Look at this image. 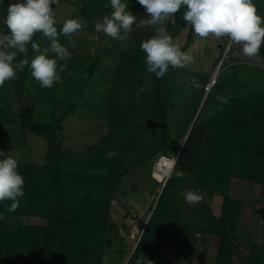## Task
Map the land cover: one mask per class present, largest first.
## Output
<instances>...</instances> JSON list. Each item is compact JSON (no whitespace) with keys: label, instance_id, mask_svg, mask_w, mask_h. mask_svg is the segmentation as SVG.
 <instances>
[{"label":"rangeland","instance_id":"rangeland-1","mask_svg":"<svg viewBox=\"0 0 264 264\" xmlns=\"http://www.w3.org/2000/svg\"><path fill=\"white\" fill-rule=\"evenodd\" d=\"M16 2L9 0V4ZM122 2L128 3L129 8L132 6L129 0ZM253 3L264 18V5L259 0H253ZM52 8L58 32L70 18L80 19L83 27L69 37H58L71 59L60 60L57 73L61 80L52 88H42L32 77L29 58L22 83L18 77L0 87V128L4 147L18 163H44L46 142L22 129L16 115L25 100L34 106V119L38 122L48 123L52 117L57 119L68 112L62 134L63 148L69 154L83 156L87 147L94 144L106 147L109 143L107 157L111 153L127 171L118 181L112 208L120 242L124 245V257L119 264H124L130 249L141 237L153 210L152 202L161 190L151 177L157 156H152V152L162 140L160 131L152 126L156 121L152 110L155 87L158 86L159 96L168 107L169 141L176 142V152L179 153L195 119L198 116L208 118L223 108L224 104L216 100L218 95L230 98L248 90L264 93V43L259 54L244 57L242 46L233 44L229 47L226 37L200 38L193 31L188 42L187 28H181L177 20L175 24L165 22L173 42L190 54L194 62L185 68L170 66L164 77L157 78L147 71L146 53L140 47L142 41L155 34L153 26L139 24L140 20L149 18L143 6L139 4L132 11L137 21L123 42L94 30L95 24L113 11L110 0H58ZM0 32H4L1 19ZM38 38L43 52L48 49L50 41L42 33ZM30 55L27 53V57ZM95 61L97 66L91 69ZM216 69L219 70L216 85L204 96L203 88ZM192 78L199 81L200 87H187ZM19 90L27 97L22 101ZM7 118L13 123H8ZM187 191L189 189L185 193ZM229 195L247 203L236 226L233 257V264H245L251 244H264V187L233 178ZM213 199L204 194L202 201L195 205L182 199V225L192 227L195 232L192 252L182 258H173L172 249L165 247L171 264H214L219 237L203 235L200 231L204 215L213 211ZM133 220L139 222L135 233ZM13 224L12 221H3L2 228L12 230ZM123 226L128 227L130 234L124 232Z\"/></svg>","mask_w":264,"mask_h":264},{"label":"trees","instance_id":"trees-1","mask_svg":"<svg viewBox=\"0 0 264 264\" xmlns=\"http://www.w3.org/2000/svg\"><path fill=\"white\" fill-rule=\"evenodd\" d=\"M129 2L132 6L128 10L132 12L139 3L138 0ZM259 2L264 5V0ZM8 5L9 0H0L4 32L8 31L4 23ZM185 11L182 6L176 20L181 28L188 29L189 42L193 29L183 20ZM39 34H34L32 42H39ZM222 49L223 53L224 46ZM29 53V60L38 54L31 44ZM47 54L49 58L55 56L51 51ZM23 58V54H18L16 61ZM59 62L57 60V71ZM94 63L91 69L97 66V62ZM25 70L27 66L17 71L20 84ZM155 90L152 110L156 121L152 126L160 131L162 140L152 156L160 153L172 156L177 147L176 142L169 141L168 107L159 96L158 86ZM19 94L22 95L20 101L27 98L23 91L19 90ZM67 114L66 111L57 119L52 117L48 123L38 122L34 119L32 104L28 103L26 108L19 106L16 115L21 128L46 142V154L41 165L18 163V172L25 181V195L20 198L18 209L9 212L11 201L0 202L1 264H119L124 257V245L120 242L112 208L118 181L127 171L115 157H107L109 143L106 147L98 144L87 147L83 156L69 154L63 148L62 134ZM4 146L0 136V151L6 152ZM176 171L183 175L177 177ZM233 178L264 187V93L259 91L232 95L216 114L195 119L176 159L173 175L157 202L153 200L155 207L124 264H137L142 255L152 264H171L165 247L172 249L173 258L192 252L195 232L192 227L182 225L184 196L181 193L186 189L214 198L213 211L204 215L200 231L203 235L219 237L214 264H233L235 230L247 205L230 197ZM153 182L159 186L155 180ZM3 221H12V230H4ZM226 221L234 235L232 240L227 239ZM123 229L130 234L128 227L123 226ZM245 264H264V244H251Z\"/></svg>","mask_w":264,"mask_h":264},{"label":"clouds","instance_id":"clouds-1","mask_svg":"<svg viewBox=\"0 0 264 264\" xmlns=\"http://www.w3.org/2000/svg\"><path fill=\"white\" fill-rule=\"evenodd\" d=\"M58 0H17L7 8L4 23L7 32H0V87L6 81L16 79L17 71H23L29 66L27 58L28 45L38 53L31 60V75L42 88H52L60 82L57 73V60L71 59L68 49L63 46L58 37H69L80 31L83 23L80 19H67L60 31L55 27L52 5ZM143 6L148 19L139 21L140 26H153L155 34L141 42V49L146 53L145 64L147 71L162 78L169 67L185 68L194 62L193 57L173 42L172 35L165 27V22L176 23V14L182 6L186 8L183 20L193 29L200 38L212 36L216 39L226 37L231 45H241L244 57H253L260 53L264 43V18L258 12L253 0H138ZM112 12L105 15L102 22L95 24L97 33H104L115 40L123 42L132 31L137 17L128 10L129 5L122 0H110ZM42 33L50 41L48 49L41 52L40 45L32 42L36 33ZM121 32L124 35H121ZM48 51L55 54L48 57ZM18 54L24 58L14 65ZM62 70V69H61ZM187 87H199L195 78ZM216 100L227 104L228 98L218 95ZM179 154V153H178ZM0 202L11 201L9 212H15L20 205V198L25 195L24 178L18 172V161L9 155V152L0 151ZM177 177L183 173L176 171ZM165 176L171 177L173 169L165 170ZM190 205L200 203L203 196L189 190L181 193ZM137 264H152L143 255Z\"/></svg>","mask_w":264,"mask_h":264},{"label":"built area","instance_id":"built-area-1","mask_svg":"<svg viewBox=\"0 0 264 264\" xmlns=\"http://www.w3.org/2000/svg\"><path fill=\"white\" fill-rule=\"evenodd\" d=\"M218 69H220V64ZM218 69L215 70L214 74L211 76V78L204 86L203 88L204 96L207 95L215 85L217 75L219 73ZM177 157H178V153L175 156H167L163 153H160L156 156L154 163L152 165L151 177L160 185L161 189L165 186L167 180L169 179L168 176L164 175V172L170 167L173 169Z\"/></svg>","mask_w":264,"mask_h":264},{"label":"water","instance_id":"water-1","mask_svg":"<svg viewBox=\"0 0 264 264\" xmlns=\"http://www.w3.org/2000/svg\"><path fill=\"white\" fill-rule=\"evenodd\" d=\"M200 87V86H199ZM206 96V95H205ZM28 105V102L25 100L24 102H23V104H22V108H26V106ZM108 158L110 159V158H112V154L111 153H108ZM132 187L134 188V186L132 185ZM163 189V188H162ZM162 189L160 190V193H159V195H158V197L156 198V200H155V203L157 202V200H158V198H159V196H160V194H161V191H162ZM155 203H154V206L152 207V209H154V207H155ZM152 213V212H151ZM151 213H150V215H151ZM147 224V223H146ZM225 228H226V235H227V239L228 240H232L233 239V237H234V235H233V232H232V230H231V228H230V225H229V223H228V221H226L225 222ZM139 241V240H138ZM134 249H135V247H134ZM0 264H1V262H0Z\"/></svg>","mask_w":264,"mask_h":264},{"label":"bare ground","instance_id":"bare-ground-1","mask_svg":"<svg viewBox=\"0 0 264 264\" xmlns=\"http://www.w3.org/2000/svg\"><path fill=\"white\" fill-rule=\"evenodd\" d=\"M138 220H133L132 221V230L135 233L137 231V226H138Z\"/></svg>","mask_w":264,"mask_h":264},{"label":"crops","instance_id":"crops-1","mask_svg":"<svg viewBox=\"0 0 264 264\" xmlns=\"http://www.w3.org/2000/svg\"><path fill=\"white\" fill-rule=\"evenodd\" d=\"M8 119V118H7ZM8 123L9 122H11L12 121V123H13V120H11V121H9V119L8 120H6ZM8 123H7V125H8ZM3 125H4V123H3ZM10 125V124H9ZM8 128V127H7ZM0 136H1V139L3 140V132H2V129L0 128ZM4 141V140H3ZM0 150H1V148H0ZM35 164H37V163H35ZM41 165V164H40Z\"/></svg>","mask_w":264,"mask_h":264}]
</instances>
